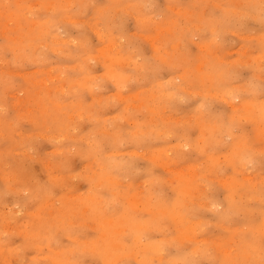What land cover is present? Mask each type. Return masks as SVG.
I'll return each instance as SVG.
<instances>
[{
    "label": "rangeland",
    "instance_id": "obj_1",
    "mask_svg": "<svg viewBox=\"0 0 264 264\" xmlns=\"http://www.w3.org/2000/svg\"><path fill=\"white\" fill-rule=\"evenodd\" d=\"M0 264H264V0H0Z\"/></svg>",
    "mask_w": 264,
    "mask_h": 264
},
{
    "label": "bare ground",
    "instance_id": "obj_2",
    "mask_svg": "<svg viewBox=\"0 0 264 264\" xmlns=\"http://www.w3.org/2000/svg\"><path fill=\"white\" fill-rule=\"evenodd\" d=\"M62 42V41H61ZM42 53V52H41ZM82 64V63H81ZM87 66V65H86ZM87 86V85H86ZM112 167V166H111ZM111 234V233H110ZM138 235H139V232H138ZM43 243V242H42ZM116 251V250H115ZM95 259V258H94Z\"/></svg>",
    "mask_w": 264,
    "mask_h": 264
}]
</instances>
